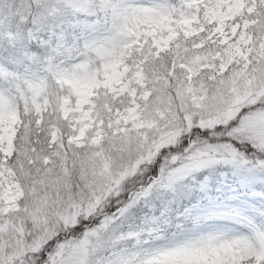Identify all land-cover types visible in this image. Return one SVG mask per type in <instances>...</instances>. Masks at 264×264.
Listing matches in <instances>:
<instances>
[{"label":"snow or ice","instance_id":"obj_1","mask_svg":"<svg viewBox=\"0 0 264 264\" xmlns=\"http://www.w3.org/2000/svg\"><path fill=\"white\" fill-rule=\"evenodd\" d=\"M0 264H264V0H0Z\"/></svg>","mask_w":264,"mask_h":264}]
</instances>
